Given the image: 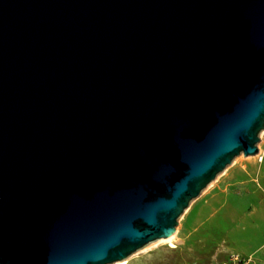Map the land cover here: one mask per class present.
<instances>
[{"label":"water","instance_id":"water-1","mask_svg":"<svg viewBox=\"0 0 264 264\" xmlns=\"http://www.w3.org/2000/svg\"><path fill=\"white\" fill-rule=\"evenodd\" d=\"M263 129L264 0H0V264L171 236Z\"/></svg>","mask_w":264,"mask_h":264},{"label":"rangeland","instance_id":"rangeland-1","mask_svg":"<svg viewBox=\"0 0 264 264\" xmlns=\"http://www.w3.org/2000/svg\"><path fill=\"white\" fill-rule=\"evenodd\" d=\"M257 145V153L238 154L191 200L172 238L149 242L124 264H221L233 252L264 264V129Z\"/></svg>","mask_w":264,"mask_h":264},{"label":"built area","instance_id":"built-area-1","mask_svg":"<svg viewBox=\"0 0 264 264\" xmlns=\"http://www.w3.org/2000/svg\"><path fill=\"white\" fill-rule=\"evenodd\" d=\"M221 264H244V261L238 254H233L231 261H225Z\"/></svg>","mask_w":264,"mask_h":264},{"label":"crops","instance_id":"crops-1","mask_svg":"<svg viewBox=\"0 0 264 264\" xmlns=\"http://www.w3.org/2000/svg\"><path fill=\"white\" fill-rule=\"evenodd\" d=\"M233 254H238L239 256H241L240 253L238 252H233L230 254L229 258L228 259H225L223 261H221V263L225 262V261H231L232 260V256ZM242 259L244 260V264H251V261H252V258L251 257H244V256H241Z\"/></svg>","mask_w":264,"mask_h":264},{"label":"bare ground","instance_id":"bare-ground-1","mask_svg":"<svg viewBox=\"0 0 264 264\" xmlns=\"http://www.w3.org/2000/svg\"><path fill=\"white\" fill-rule=\"evenodd\" d=\"M172 236V235H171ZM171 236H169L168 238H170ZM172 238V237H171ZM167 239V238H166ZM126 258H124V259H121V260H119V261H121L120 263L121 264H124V263H126L127 262V260H125Z\"/></svg>","mask_w":264,"mask_h":264}]
</instances>
